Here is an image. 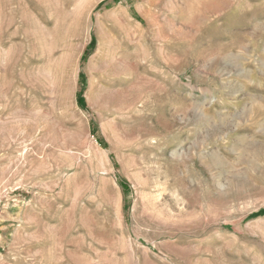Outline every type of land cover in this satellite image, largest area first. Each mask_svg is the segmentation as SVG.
<instances>
[{"label": "rangeland", "instance_id": "obj_1", "mask_svg": "<svg viewBox=\"0 0 264 264\" xmlns=\"http://www.w3.org/2000/svg\"><path fill=\"white\" fill-rule=\"evenodd\" d=\"M0 264H264V0H0Z\"/></svg>", "mask_w": 264, "mask_h": 264}, {"label": "bare ground", "instance_id": "obj_2", "mask_svg": "<svg viewBox=\"0 0 264 264\" xmlns=\"http://www.w3.org/2000/svg\"><path fill=\"white\" fill-rule=\"evenodd\" d=\"M99 0H96V2H98ZM85 2H86V0H85ZM91 2V1H90ZM111 13V12H110ZM112 13H114V11L112 12ZM142 26V25H141ZM142 28V27H141ZM79 57V56H78ZM79 62V61H78ZM104 63V62H103ZM107 63V62H106ZM104 66V65H103ZM98 68H99V66H98ZM102 69V68H101ZM73 79H74V83H75V81H76V77H77V68L76 69H74V72H73ZM74 85V84H73ZM69 93V92H68ZM70 95L72 96V90H70ZM68 96H69V94H68ZM105 153V152H104ZM107 155V154H106Z\"/></svg>", "mask_w": 264, "mask_h": 264}]
</instances>
